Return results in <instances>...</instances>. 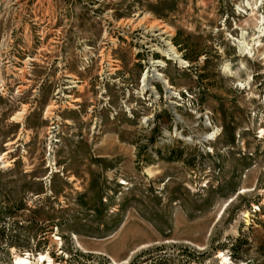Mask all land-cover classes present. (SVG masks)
I'll return each instance as SVG.
<instances>
[{
    "label": "rangeland",
    "instance_id": "obj_1",
    "mask_svg": "<svg viewBox=\"0 0 264 264\" xmlns=\"http://www.w3.org/2000/svg\"><path fill=\"white\" fill-rule=\"evenodd\" d=\"M263 17L0 0V264H264Z\"/></svg>",
    "mask_w": 264,
    "mask_h": 264
},
{
    "label": "bare ground",
    "instance_id": "obj_2",
    "mask_svg": "<svg viewBox=\"0 0 264 264\" xmlns=\"http://www.w3.org/2000/svg\"><path fill=\"white\" fill-rule=\"evenodd\" d=\"M259 22H260V26H259L258 29H259V31H260V34H261V33L263 34L264 29H263L262 26H263V24H264V17H263ZM245 34H246V33L243 32L241 39L238 40V42H239V46H240V50H241L242 53H244L246 50H250V47L247 46L246 40L244 39V38H245ZM170 52H171L174 56H178V57H179L178 53L176 52V50L174 49L173 46L170 48ZM171 53H169V54H171ZM24 110H26V108H24ZM24 110H23V111H20V112L17 114V119H18L19 121H21V120L23 119V114L26 112V111L24 112ZM46 259H48V257H46L45 255H40V261H45ZM48 260H50V259H48ZM21 263H25V264H29V263H31V260L29 259V256H27V257H23V256H21V257H17V259H16V264H21ZM48 264H52V263L49 262ZM224 264H230V261H229L226 257H224Z\"/></svg>",
    "mask_w": 264,
    "mask_h": 264
},
{
    "label": "water",
    "instance_id": "obj_3",
    "mask_svg": "<svg viewBox=\"0 0 264 264\" xmlns=\"http://www.w3.org/2000/svg\"><path fill=\"white\" fill-rule=\"evenodd\" d=\"M203 138L205 139V138H207V136H203Z\"/></svg>",
    "mask_w": 264,
    "mask_h": 264
}]
</instances>
